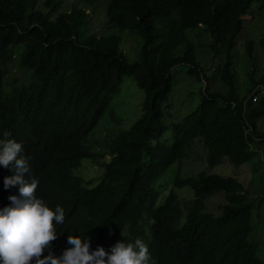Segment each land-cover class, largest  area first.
<instances>
[{
    "label": "trees",
    "instance_id": "obj_1",
    "mask_svg": "<svg viewBox=\"0 0 264 264\" xmlns=\"http://www.w3.org/2000/svg\"><path fill=\"white\" fill-rule=\"evenodd\" d=\"M61 5V0H0V138L8 132V139L22 143L23 155L30 157V177L39 181L37 198L53 210L57 205L65 210L64 224L56 225L53 253L62 255L71 247L68 235H79L90 238L91 251L103 247L111 252L118 241L141 239L155 264H264L250 241L254 209L242 183L207 174L177 179L175 188L194 191L186 214L175 191L159 206L161 192L154 188L193 152L196 140L207 149L210 168L226 159L246 164L256 156L253 145H264L258 128L264 118V76L255 79L254 42L246 44L252 65L244 96L234 60L245 16L261 24L264 34V0H108L109 24L145 38L136 64L127 61L118 36L82 35L92 14L77 2L54 19ZM197 28L208 36L212 52L225 53L218 71L225 93L211 92L195 45L175 55L185 33ZM259 44L264 49V38ZM17 51L30 80L7 91L4 66ZM181 64L206 87L200 106L172 126L169 142L163 140L169 130L164 107L174 91L173 71ZM128 77L146 92L144 115L129 131L106 141L104 152H93L88 138ZM85 159L101 160L105 171L98 185L78 177ZM13 169L14 164L0 165V209L11 206L9 196L19 195V185L4 188V177ZM215 194L225 195L217 214L205 211Z\"/></svg>",
    "mask_w": 264,
    "mask_h": 264
},
{
    "label": "rangeland",
    "instance_id": "obj_2",
    "mask_svg": "<svg viewBox=\"0 0 264 264\" xmlns=\"http://www.w3.org/2000/svg\"><path fill=\"white\" fill-rule=\"evenodd\" d=\"M44 4L45 0H39ZM62 7L59 12L53 14V18L58 13L71 10L74 3L77 6L86 8L92 14V21L82 27V35H95L98 38L107 36H118L121 40V48L124 51L127 61L136 64L142 60L146 42L142 34L131 30L122 31L113 28L108 22L107 7L108 0H61ZM46 7L44 11H46ZM67 9V10H66ZM246 20L245 31L238 38L237 55L235 62L238 65V83L240 85L241 96H244L247 84L250 82L248 72L252 65L246 58L247 41H253L255 45L254 55L256 57V80H261L264 76V49L259 44L264 38L261 24L257 25L250 16L243 18ZM209 43L201 28L188 30L185 33L184 44L175 52L185 51L186 45L193 44L196 47L197 61L201 64L207 78H210V90L226 92L224 85L219 82V70L224 65L225 53L217 55L207 46ZM236 53V52H235ZM21 51H17L13 60L4 66V80L7 84V91L14 87L28 84L30 72L20 66ZM251 64V65H248ZM190 67L186 64L177 66L173 71L174 91L170 96V103L164 107L165 123L169 126L168 132L163 140L173 142L174 132L172 126L184 121L185 117L193 113L201 104L206 84L199 81L195 76L188 74ZM5 90V85H4ZM264 94V84L262 86ZM6 92V91H5ZM146 92L139 83L132 77H128L123 82L120 93L113 97L108 111L105 113L99 125L90 134L87 141V148L93 152L101 153L106 149V141L117 138L121 133L129 131L136 122L144 115V103ZM258 128L264 134V118L259 120ZM253 150L256 152L255 158L243 165L237 166L228 159L223 160L218 166L210 168L207 158L208 151L203 146L201 140H196L193 145V152L183 161L176 163L163 177L154 185V188L161 192L159 206L164 204L171 192L175 191L181 198V209L186 214L189 202L194 199V191L190 187L175 188L177 179H188L200 174L219 175L232 177L242 183L249 192V200L253 204V233L250 241L258 246V255L264 260V145L255 144ZM101 160L96 163L89 159L83 161V167L78 172V177L82 178L90 186L98 185L104 176ZM224 194H215L206 201L205 211L217 214L218 206L224 202Z\"/></svg>",
    "mask_w": 264,
    "mask_h": 264
},
{
    "label": "clouds",
    "instance_id": "obj_3",
    "mask_svg": "<svg viewBox=\"0 0 264 264\" xmlns=\"http://www.w3.org/2000/svg\"><path fill=\"white\" fill-rule=\"evenodd\" d=\"M9 136L5 132L0 138V165L14 164V174L4 177V188L19 185V195L9 196L11 206L0 209V264H155L141 239L134 243L118 241L107 252L103 247L91 251L88 236L68 235L71 247L55 255L53 242L59 236L56 225L64 224L65 210L59 205L53 210L37 198L39 181L30 177V157L23 155L22 143Z\"/></svg>",
    "mask_w": 264,
    "mask_h": 264
},
{
    "label": "built area",
    "instance_id": "obj_4",
    "mask_svg": "<svg viewBox=\"0 0 264 264\" xmlns=\"http://www.w3.org/2000/svg\"><path fill=\"white\" fill-rule=\"evenodd\" d=\"M256 98H257V97H255V98L253 99L254 102L256 101Z\"/></svg>",
    "mask_w": 264,
    "mask_h": 264
}]
</instances>
